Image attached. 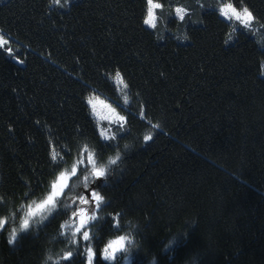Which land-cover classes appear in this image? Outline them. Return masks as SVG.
Instances as JSON below:
<instances>
[{
  "label": "trees",
  "instance_id": "16d2710c",
  "mask_svg": "<svg viewBox=\"0 0 264 264\" xmlns=\"http://www.w3.org/2000/svg\"><path fill=\"white\" fill-rule=\"evenodd\" d=\"M161 2L153 30L143 24L145 0H0V34L24 61L0 51V208L11 217L0 264H56L73 247L60 235L71 209L8 239L29 197L43 198L84 144L105 163L121 155L92 185L106 200L95 264H109L100 252L117 235L131 243L114 264L127 256L131 264H264V0H232L259 23L231 41L218 0ZM177 6L188 9L184 21ZM117 70L128 105L110 79ZM92 95L126 117L116 140L101 139Z\"/></svg>",
  "mask_w": 264,
  "mask_h": 264
},
{
  "label": "snow or ice",
  "instance_id": "6c2138e0",
  "mask_svg": "<svg viewBox=\"0 0 264 264\" xmlns=\"http://www.w3.org/2000/svg\"><path fill=\"white\" fill-rule=\"evenodd\" d=\"M243 0H241V3ZM67 3V0H51V4L63 7V4ZM146 11L143 18V24L150 29H157L158 22H160L164 9V3L161 0H145ZM179 3V0H177ZM203 7V5H201ZM157 10H161L158 16ZM218 15L225 21L231 28V33L228 36V41L232 40V35L235 34L240 28L256 31L253 28L254 23H259L253 12L247 7L243 6L237 8L232 0H218V7L216 9ZM175 17L180 21H184L188 16V9L184 6H177L174 8ZM260 27L264 28V24ZM188 39L187 36L184 37ZM227 42V41H226ZM10 39L0 34V51L6 52L9 56H13L17 63H23L24 61L15 57L13 48L10 46ZM264 68V64H262ZM110 79L116 86V91L122 92L123 102L125 105L129 104V95L127 89L129 88L126 79L123 74L117 70ZM87 104L93 114L97 117L98 121L103 119H109V123H115L117 125V132L108 135L110 129H105L97 124L99 134L102 140H116L119 130L125 127L127 122L126 117L120 115L117 111V107H114L111 103H107L106 100H102L98 95H92L87 98ZM97 105H101L108 109L115 119L100 116L97 112ZM141 118H144V112L140 113ZM153 128L158 125L153 124ZM153 138L152 133L145 134V143L151 141ZM127 147V145H125ZM67 154V153H65ZM50 159L53 164L58 165L59 161L63 160V156L56 149L50 151ZM121 159L120 152L117 151L114 157H109L105 163L102 158H99L97 151L94 147H90L88 144H84L78 151L76 157L70 166L58 167L54 173V178L51 180L48 190L45 196L39 200H33L26 205V211L22 218L19 219V227L11 228V235L8 239L10 245L14 244L21 233H26L30 230L31 223H42L49 220V217L53 219L61 214L64 209H71V215L69 221L65 224H61L60 235L65 236L68 243L73 247L64 250L60 259L56 261V264H77V260L74 258L77 255H83L84 259L80 261V264H95L96 262V250L93 246L95 239L94 229L95 222L103 219L101 215L102 209L106 205L105 197L101 194L100 185L92 187L97 180H107L109 170L111 166L117 165ZM82 185L84 192L76 193L75 189ZM34 195V193H33ZM3 203V198H0V204ZM4 210L0 208V232L8 230L9 220L11 217L3 215ZM55 213V215H53ZM119 215L116 214L112 217L113 227L119 228ZM40 219L37 220L36 218ZM131 243L128 236L117 235L115 239L108 240L100 252V260L107 261L109 264H113L117 260L116 253L125 250V243ZM51 259V257H49Z\"/></svg>",
  "mask_w": 264,
  "mask_h": 264
},
{
  "label": "rangeland",
  "instance_id": "374dc122",
  "mask_svg": "<svg viewBox=\"0 0 264 264\" xmlns=\"http://www.w3.org/2000/svg\"><path fill=\"white\" fill-rule=\"evenodd\" d=\"M102 100H106L107 103H111L114 107H117L115 106L112 102H110L108 99H105L103 98L102 96H99ZM117 111L119 112L120 115H123L120 111V109L117 107ZM97 112L100 114V116H103V117H108L110 119H115L114 117H112V114L109 112L108 109L104 108L103 106L101 105H97ZM95 117V116H94ZM96 120L98 121L97 117H95ZM98 123L100 124L101 127L105 128V129H110V131H108V135H111L112 133L114 132H117V130H115L117 128V125L115 123H112L110 124L109 123V119H103V120H99ZM37 220H39L40 218L37 217L36 218ZM32 225V224H31ZM31 228V227H30ZM124 251L122 252H117L116 253V256H117V260L120 259V257L123 255ZM116 260V261H117ZM115 261V262H116ZM113 262V264L115 263ZM123 264H131V257L129 258L128 256L123 259Z\"/></svg>",
  "mask_w": 264,
  "mask_h": 264
},
{
  "label": "clouds",
  "instance_id": "9594fccd",
  "mask_svg": "<svg viewBox=\"0 0 264 264\" xmlns=\"http://www.w3.org/2000/svg\"><path fill=\"white\" fill-rule=\"evenodd\" d=\"M67 2H68V0H67Z\"/></svg>",
  "mask_w": 264,
  "mask_h": 264
}]
</instances>
